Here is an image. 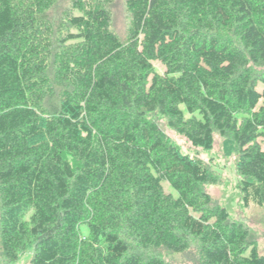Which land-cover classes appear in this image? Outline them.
Wrapping results in <instances>:
<instances>
[{"label": "trees", "instance_id": "obj_1", "mask_svg": "<svg viewBox=\"0 0 264 264\" xmlns=\"http://www.w3.org/2000/svg\"><path fill=\"white\" fill-rule=\"evenodd\" d=\"M0 0V248L32 264H264L244 224L182 152L218 132L238 153L244 207L264 206V0ZM159 63L162 69H158Z\"/></svg>", "mask_w": 264, "mask_h": 264}, {"label": "rangeland", "instance_id": "obj_2", "mask_svg": "<svg viewBox=\"0 0 264 264\" xmlns=\"http://www.w3.org/2000/svg\"><path fill=\"white\" fill-rule=\"evenodd\" d=\"M70 0H58L51 10L53 20L57 21L62 12L67 8ZM112 13V30L122 39L128 36L130 15L125 0H113L109 5ZM158 69H162L159 63H155ZM159 127L166 133L169 140L173 142L182 152L202 159L212 171L215 182L206 184L205 190L209 193L213 203L225 207L233 220L244 224L249 233V238L254 241L260 252L264 251V206L250 205L244 207L242 195L239 188L240 177L237 173L238 153L232 142L223 138L218 132L213 135L211 149L194 147L182 135L167 126L166 119L161 115H154ZM1 213V209H0ZM147 254L155 256L162 261L171 264H200L199 243L192 240L190 247L183 253H173L164 248L152 249ZM34 255L33 246H29L20 253L18 259L9 261L3 255L0 248V264H32Z\"/></svg>", "mask_w": 264, "mask_h": 264}]
</instances>
